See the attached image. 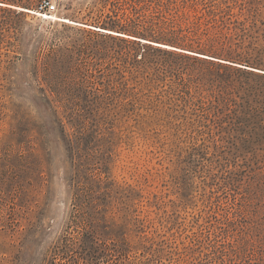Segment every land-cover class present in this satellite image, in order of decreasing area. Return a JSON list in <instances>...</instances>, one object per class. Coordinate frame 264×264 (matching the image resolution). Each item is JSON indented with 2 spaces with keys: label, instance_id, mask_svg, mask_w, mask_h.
<instances>
[{
  "label": "rangeland",
  "instance_id": "rangeland-1",
  "mask_svg": "<svg viewBox=\"0 0 264 264\" xmlns=\"http://www.w3.org/2000/svg\"><path fill=\"white\" fill-rule=\"evenodd\" d=\"M44 1L0 0V264H264V0Z\"/></svg>",
  "mask_w": 264,
  "mask_h": 264
},
{
  "label": "bare ground",
  "instance_id": "bare-ground-1",
  "mask_svg": "<svg viewBox=\"0 0 264 264\" xmlns=\"http://www.w3.org/2000/svg\"><path fill=\"white\" fill-rule=\"evenodd\" d=\"M0 4H5V3L0 2ZM18 8L21 9V10H24V11H28V12L37 14V15H41V16L43 15V16H46V17L54 18V19L58 18V19H61V20L65 21V22H70V24L71 23H75V24L77 23L76 21H74V20H72L70 18L58 16L57 14H51V13H48V12H41L39 10L31 9V8H27V7H18ZM80 25H81V23H80ZM85 26H88V27H91L93 29H96V30H99V31H103V32H106V33L116 34V35H121V36H129V37H132V38L140 39V40H142L144 42L153 43L154 45H158V46H162V47H166V48H173V49L185 51V52L190 53V54H196V55H200V56L216 59L213 56H209V55H206V54H203V53L195 52L193 50L183 49V48L175 47V46H172V45H169V44H166V43H161V42L152 41V40H148V39H144V38H139V37L128 35V34H125V33H122V32H118V31H115V30H112V29L102 28V27H98V26H94V25H85ZM249 68L257 70V71L264 72L263 69H259V68H255V67H249Z\"/></svg>",
  "mask_w": 264,
  "mask_h": 264
},
{
  "label": "built area",
  "instance_id": "built-area-1",
  "mask_svg": "<svg viewBox=\"0 0 264 264\" xmlns=\"http://www.w3.org/2000/svg\"><path fill=\"white\" fill-rule=\"evenodd\" d=\"M56 9V4L52 0H45L40 5L41 12H52Z\"/></svg>",
  "mask_w": 264,
  "mask_h": 264
}]
</instances>
